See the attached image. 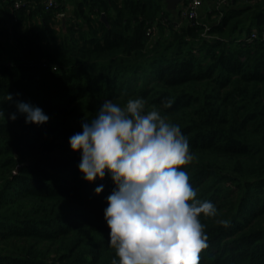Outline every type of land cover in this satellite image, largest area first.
<instances>
[{
    "label": "trees",
    "instance_id": "obj_1",
    "mask_svg": "<svg viewBox=\"0 0 264 264\" xmlns=\"http://www.w3.org/2000/svg\"><path fill=\"white\" fill-rule=\"evenodd\" d=\"M16 1L0 0V264H111L115 184L84 180L69 137L104 99L129 97L188 137L182 167L218 209L201 216L199 264H264V0H228L205 19L166 0ZM16 100L48 121L10 119Z\"/></svg>",
    "mask_w": 264,
    "mask_h": 264
},
{
    "label": "clouds",
    "instance_id": "obj_2",
    "mask_svg": "<svg viewBox=\"0 0 264 264\" xmlns=\"http://www.w3.org/2000/svg\"><path fill=\"white\" fill-rule=\"evenodd\" d=\"M6 99L13 100V94ZM14 102L10 119L20 113L25 123L48 121L39 106ZM81 128L69 144L80 152L84 180H103L107 172L115 184L104 208L115 252L111 264H199L208 247L201 216L215 217L218 209L211 200L197 198L182 167L192 163L194 153L180 125L157 108L147 109L143 97H129L123 105L104 99L97 115L82 119Z\"/></svg>",
    "mask_w": 264,
    "mask_h": 264
},
{
    "label": "built area",
    "instance_id": "obj_3",
    "mask_svg": "<svg viewBox=\"0 0 264 264\" xmlns=\"http://www.w3.org/2000/svg\"><path fill=\"white\" fill-rule=\"evenodd\" d=\"M228 0H216L218 7L226 3ZM45 9L49 10L52 7L56 6V0H45ZM22 1L17 0L16 6L19 7ZM203 5V0H187L184 8L180 11V17L182 18H197L199 16V10ZM60 17H65V14H60ZM257 33L253 32L252 37H256Z\"/></svg>",
    "mask_w": 264,
    "mask_h": 264
},
{
    "label": "crops",
    "instance_id": "obj_4",
    "mask_svg": "<svg viewBox=\"0 0 264 264\" xmlns=\"http://www.w3.org/2000/svg\"><path fill=\"white\" fill-rule=\"evenodd\" d=\"M187 0H179L176 2L175 8L174 9H170L168 8V4L166 2V7L174 12V14H179L180 11L184 8L185 4H186ZM216 0H203V5L199 10V16L200 18H208L209 17V13L212 11L213 8H216ZM73 5L72 4H68V10H72ZM212 18H215V15L212 14ZM65 20V17H63V22Z\"/></svg>",
    "mask_w": 264,
    "mask_h": 264
},
{
    "label": "water",
    "instance_id": "obj_5",
    "mask_svg": "<svg viewBox=\"0 0 264 264\" xmlns=\"http://www.w3.org/2000/svg\"><path fill=\"white\" fill-rule=\"evenodd\" d=\"M177 1L179 0H166L168 8L174 9ZM102 18L106 21L107 18L105 13H103Z\"/></svg>",
    "mask_w": 264,
    "mask_h": 264
},
{
    "label": "rangeland",
    "instance_id": "obj_6",
    "mask_svg": "<svg viewBox=\"0 0 264 264\" xmlns=\"http://www.w3.org/2000/svg\"><path fill=\"white\" fill-rule=\"evenodd\" d=\"M65 21H66V19H65V20H64V22H63L64 26H66V23H65Z\"/></svg>",
    "mask_w": 264,
    "mask_h": 264
}]
</instances>
